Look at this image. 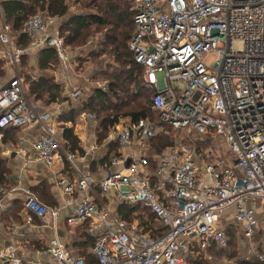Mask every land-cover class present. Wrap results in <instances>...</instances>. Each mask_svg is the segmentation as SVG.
Wrapping results in <instances>:
<instances>
[{
  "label": "built area",
  "instance_id": "built-area-1",
  "mask_svg": "<svg viewBox=\"0 0 264 264\" xmlns=\"http://www.w3.org/2000/svg\"><path fill=\"white\" fill-rule=\"evenodd\" d=\"M133 8L128 47L156 117H124L110 129L117 168L95 179L60 143L51 113L27 99L19 68L22 56L46 46L68 67L57 19L30 16L22 27L30 44L18 47L0 5V59L13 67L0 82V140L5 128L40 127L29 144L33 159L48 168L63 160L77 173L75 180L58 177L55 186L63 206H71L66 226L91 241L89 262L55 236L61 207L42 203L21 183L0 185V204L17 197L23 224L37 220L54 235L33 246L31 259L14 242L0 246V264H189L211 246L227 248V228L235 230L240 262L225 264H264V0H133ZM80 94L76 88L67 96L76 103ZM78 118L97 122L92 113ZM160 133L174 142L151 152ZM77 191L82 197L75 201ZM121 205L148 210L157 227L144 230L124 219L116 210Z\"/></svg>",
  "mask_w": 264,
  "mask_h": 264
},
{
  "label": "trees",
  "instance_id": "trees-1",
  "mask_svg": "<svg viewBox=\"0 0 264 264\" xmlns=\"http://www.w3.org/2000/svg\"><path fill=\"white\" fill-rule=\"evenodd\" d=\"M71 3L79 7L78 11L70 12ZM0 5L15 46L27 47L30 44L31 37L22 33V27L30 16L44 13L55 17L58 21V33L64 38L67 52L86 47L87 57L76 59L80 63L89 59L94 64L90 78L102 77L105 82L104 89L91 88L81 104L79 102L73 104L64 94L63 84L57 81L53 74H49L58 68L59 60L56 52L46 46L34 53L35 67L30 64V54H25L20 60L21 73L24 82L28 84L26 92L28 100L47 104L67 102L69 109L60 117L63 122H75V118L84 110L101 117L95 125L96 143L98 145L104 143L108 153L113 154L116 153L117 145L113 140H107V136L110 129L119 125L122 118L137 120L156 117L149 108L151 92L144 88L141 81L142 67L135 62L128 47L133 30L135 11L133 0H1ZM63 32H66V35H63ZM2 64L0 62V82L5 72ZM24 65L27 66V70L23 68ZM34 68L39 72L36 75L33 74ZM139 96L144 99L137 101ZM18 129L10 127L1 130L0 151L1 144L15 142ZM62 138L65 141L64 147L73 152L76 150L81 152L78 147L79 139L73 134L72 128L62 126ZM173 142L172 136L160 133L152 140L151 152L159 153ZM7 161L0 155V185L10 188L11 166ZM19 200L14 201L2 214L1 221L9 222L11 218L19 221L18 214L22 209V202ZM116 210L124 219H136L144 230L157 227L153 214L146 209L121 205ZM226 233L229 242L227 248L219 249L211 246L204 253L191 255L188 263L240 262L235 230L227 228ZM86 241L84 247L90 246V241L88 239ZM83 256L88 255L83 253ZM87 259L90 262V259ZM242 264L246 263L242 262Z\"/></svg>",
  "mask_w": 264,
  "mask_h": 264
},
{
  "label": "crops",
  "instance_id": "crops-1",
  "mask_svg": "<svg viewBox=\"0 0 264 264\" xmlns=\"http://www.w3.org/2000/svg\"><path fill=\"white\" fill-rule=\"evenodd\" d=\"M34 53H30L32 54L30 57H32L31 65L35 67ZM0 62L3 63L2 67L6 72L8 65H6V62L4 63V60L2 59H0ZM37 73L39 72L34 68L33 74L36 75ZM54 73L55 72L53 71L52 74L54 75ZM68 93L69 92H67L66 88H64V94L67 96ZM36 103L40 109L48 111L55 118L57 136L62 146L65 144V141L62 138V126L72 128L73 134L78 137V147L81 152L77 150L74 152L79 157L78 164L81 171L90 172L93 177L97 179L106 174L109 170L117 168L115 165H111V157L113 156V153H108L107 146L104 143L100 145L96 143V124L92 122H82L77 118H75V122L73 123L63 122L60 117H62V115L68 110V104L65 101L51 104L42 102V104L40 102ZM40 131L41 129L38 125L19 128L17 133L18 136L14 143L6 145L1 144L2 148L7 146L11 151L9 156H3L8 160L7 163L11 166L10 176L12 177V180L10 185L13 186L16 183H21V185L32 190L35 195H37L43 202H46L47 205L61 207V216L57 221L55 236L65 243V247L72 254L83 256V253H85L86 256H89L88 248L90 246L87 248L84 247V244H87L85 233L81 230H71L65 224L64 216L70 211L71 206H63L65 201L64 197L59 193L55 186V180L58 177L66 176L70 180H75L77 178V173L63 160L57 162L53 168H48L43 163L33 159L29 144L33 138L38 136ZM81 197L82 194L78 191L73 194V199L75 201ZM16 200L19 199L17 197L4 198L1 200L0 206L6 207L7 210ZM2 214L3 212H0V246L14 242L18 248L17 253L26 259L34 257V245L46 243L50 237L54 236L50 229L39 225L37 220H35L32 225H24L23 209L19 211V221L12 220L11 218L9 222H3V220L1 221ZM15 230L21 233L22 236H17ZM88 241L90 240L88 239ZM89 243L91 244V241ZM88 256L86 258H88Z\"/></svg>",
  "mask_w": 264,
  "mask_h": 264
},
{
  "label": "rangeland",
  "instance_id": "rangeland-1",
  "mask_svg": "<svg viewBox=\"0 0 264 264\" xmlns=\"http://www.w3.org/2000/svg\"><path fill=\"white\" fill-rule=\"evenodd\" d=\"M78 9H79V7H77V5L75 6L71 3L70 12H76V11H78ZM84 11L86 12V10H84ZM63 35H66V32H63ZM86 51H88V50L85 47L82 49L71 50L70 52H68V54H69L68 67L63 68V66L61 64H59L58 68L55 70V73H54L55 79L63 84V86H64V88H66L67 92L73 91L76 88L81 90L80 97L77 101V102H79V104H81L82 101L86 99V94L91 91V88H102V89L105 88V82H104L102 77H98L97 79L90 78L94 64H92L91 61H89V59L86 62H81V63L76 59L77 57H85L86 58L87 57ZM32 54H30V55H32ZM30 58H32V57H30ZM214 61H215V56L211 55L209 58H207L206 63L208 65H211ZM30 62H31V60H30ZM7 68L9 70L6 69V72H4V75L2 76L3 78L1 79V81L8 79L12 75L13 67L9 68L7 66ZM23 68L25 70H27L26 65H24ZM49 74H52V72H49ZM143 99H144V97L139 96L137 101H139V100L142 101ZM72 103L76 104L74 102H72ZM68 109H69V106H68ZM84 112L88 113V111H86V110H84ZM95 116H96V120H97L96 123H98L100 121L101 117H98L97 115H95ZM76 118L79 119L78 117H76ZM1 150H2V147H1ZM0 155H1V151H0ZM262 219H263V217H262ZM261 227L264 229V223H262ZM261 234L263 235L264 233L261 232ZM88 250H89V248H88Z\"/></svg>",
  "mask_w": 264,
  "mask_h": 264
}]
</instances>
